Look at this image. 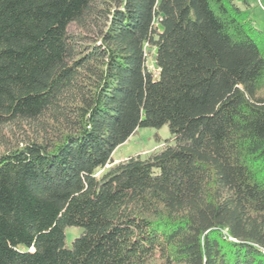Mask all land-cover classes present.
<instances>
[{
    "label": "trees",
    "instance_id": "16d2710c",
    "mask_svg": "<svg viewBox=\"0 0 264 264\" xmlns=\"http://www.w3.org/2000/svg\"><path fill=\"white\" fill-rule=\"evenodd\" d=\"M255 9L0 0V264H264ZM163 126L172 141L106 169Z\"/></svg>",
    "mask_w": 264,
    "mask_h": 264
},
{
    "label": "rangeland",
    "instance_id": "374dc122",
    "mask_svg": "<svg viewBox=\"0 0 264 264\" xmlns=\"http://www.w3.org/2000/svg\"><path fill=\"white\" fill-rule=\"evenodd\" d=\"M255 6V19L257 26L264 29V10L260 7L258 0H250ZM264 5V0H261ZM259 17V18H258ZM71 32H76L77 28L75 25L71 26ZM147 63L152 72H158L153 55H148ZM159 138L160 141L157 140ZM166 141H172V134L168 126H163L160 129L154 128H140L137 132L132 135L124 144L119 146L113 153V164L107 165L106 169L114 164L124 161L132 156L146 157L154 151H158ZM103 171H98L100 175ZM82 232L81 228L71 227L66 229L67 244L69 245L72 240Z\"/></svg>",
    "mask_w": 264,
    "mask_h": 264
},
{
    "label": "built area",
    "instance_id": "2783aa9c",
    "mask_svg": "<svg viewBox=\"0 0 264 264\" xmlns=\"http://www.w3.org/2000/svg\"><path fill=\"white\" fill-rule=\"evenodd\" d=\"M258 3L260 5V7L264 10V5L262 4L261 0H258Z\"/></svg>",
    "mask_w": 264,
    "mask_h": 264
},
{
    "label": "crops",
    "instance_id": "0c3cea01",
    "mask_svg": "<svg viewBox=\"0 0 264 264\" xmlns=\"http://www.w3.org/2000/svg\"><path fill=\"white\" fill-rule=\"evenodd\" d=\"M259 18V17H258Z\"/></svg>",
    "mask_w": 264,
    "mask_h": 264
}]
</instances>
